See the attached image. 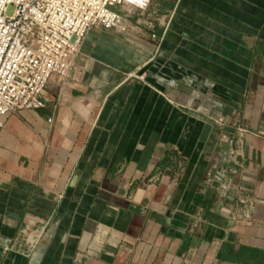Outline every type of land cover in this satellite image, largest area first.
I'll return each instance as SVG.
<instances>
[{"label": "crops", "instance_id": "crops-1", "mask_svg": "<svg viewBox=\"0 0 264 264\" xmlns=\"http://www.w3.org/2000/svg\"><path fill=\"white\" fill-rule=\"evenodd\" d=\"M48 93L3 118L0 264H264V0H152Z\"/></svg>", "mask_w": 264, "mask_h": 264}, {"label": "built area", "instance_id": "built-area-1", "mask_svg": "<svg viewBox=\"0 0 264 264\" xmlns=\"http://www.w3.org/2000/svg\"><path fill=\"white\" fill-rule=\"evenodd\" d=\"M151 2L0 0V130L3 118L9 115L48 106L55 109L48 92H63L76 70L89 32L127 34L133 29V17L147 12ZM11 5L15 12L8 17ZM147 27L152 30L155 25L148 22ZM151 38L156 39V35ZM243 218L249 220V213ZM35 246L36 243H28L22 254L30 257Z\"/></svg>", "mask_w": 264, "mask_h": 264}, {"label": "rangeland", "instance_id": "rangeland-1", "mask_svg": "<svg viewBox=\"0 0 264 264\" xmlns=\"http://www.w3.org/2000/svg\"><path fill=\"white\" fill-rule=\"evenodd\" d=\"M14 12H15V6L14 5L9 6L7 9V16L11 17L14 14Z\"/></svg>", "mask_w": 264, "mask_h": 264}]
</instances>
